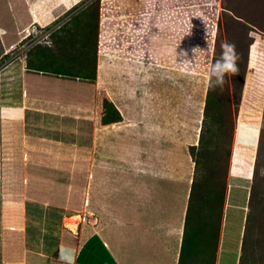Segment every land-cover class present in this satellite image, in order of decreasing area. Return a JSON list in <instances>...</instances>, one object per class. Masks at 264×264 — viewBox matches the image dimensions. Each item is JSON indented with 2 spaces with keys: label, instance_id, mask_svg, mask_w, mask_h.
<instances>
[{
  "label": "crops",
  "instance_id": "0c3cea01",
  "mask_svg": "<svg viewBox=\"0 0 264 264\" xmlns=\"http://www.w3.org/2000/svg\"><path fill=\"white\" fill-rule=\"evenodd\" d=\"M79 1L0 0V264H60L61 248L75 253L66 264H178L186 99L167 81L171 110L150 83L155 63L102 43L93 80L47 62L51 34ZM224 219L216 264H229Z\"/></svg>",
  "mask_w": 264,
  "mask_h": 264
},
{
  "label": "rangeland",
  "instance_id": "374dc122",
  "mask_svg": "<svg viewBox=\"0 0 264 264\" xmlns=\"http://www.w3.org/2000/svg\"><path fill=\"white\" fill-rule=\"evenodd\" d=\"M74 5L50 36L55 53H45L47 62L55 58L62 72L90 75L102 43L106 50L155 63L156 69H148L154 72L150 83H161L171 110L179 102L170 98L175 89L169 91L168 82L186 99L181 107L186 131L177 143L186 150V181L189 187L195 183L182 264H216L224 217L226 261L239 264L242 256V264H264V0H80ZM90 25L97 35L87 45ZM226 41L237 46L240 72L213 90L209 71ZM197 46L201 50L194 55ZM181 52L191 62H183ZM140 70V81L147 82V69ZM101 103L112 117L105 98ZM147 141L154 144L153 138ZM256 161L260 180L249 202Z\"/></svg>",
  "mask_w": 264,
  "mask_h": 264
},
{
  "label": "clouds",
  "instance_id": "9594fccd",
  "mask_svg": "<svg viewBox=\"0 0 264 264\" xmlns=\"http://www.w3.org/2000/svg\"><path fill=\"white\" fill-rule=\"evenodd\" d=\"M201 50L198 46L192 49L194 55ZM183 58V62H191L187 57V52H181L179 54ZM241 56L237 50V46L234 42L226 41L221 44V52L218 58H216L211 65L209 71V87L211 89L220 88L227 82V77L229 75L236 76L240 72V62ZM73 257L75 253L70 248H61L58 253V260L60 264H66V257Z\"/></svg>",
  "mask_w": 264,
  "mask_h": 264
},
{
  "label": "trees",
  "instance_id": "16d2710c",
  "mask_svg": "<svg viewBox=\"0 0 264 264\" xmlns=\"http://www.w3.org/2000/svg\"><path fill=\"white\" fill-rule=\"evenodd\" d=\"M90 27V37L94 34V36L96 37L97 35V31L96 29L94 28V26H89ZM91 28H94V31L93 33L91 32ZM95 57L93 59V70L92 72L90 73V75L86 76V78H89V79H94L95 78V72H94V65H95ZM100 98H105V102L108 101V98H107V95L105 92H101L100 94ZM109 102V101H108ZM111 109V108H110ZM259 151H260V147H259ZM258 156H260V153L258 154ZM258 165H259V162L256 161L255 165H254V170H253V189H251V193H250V197H249V202H250V199L252 198V195L254 193V190H256V187L258 186V183L260 180L259 179V174H258ZM194 183H195V180L193 179L192 180V183H191V188H190V193H189V202H188V205H187V211H186V216H185V223H184V233H183V240H182V245H181V252H180V258H179V263L178 264H182V261H183V258H184V248H185V243H186V219H187V215L188 213H190V201L192 200V196H193V187H194ZM246 220H247V217H246ZM243 246V245H242ZM242 256L240 257V261H239V264H242Z\"/></svg>",
  "mask_w": 264,
  "mask_h": 264
}]
</instances>
